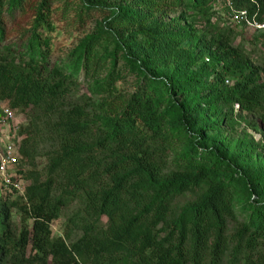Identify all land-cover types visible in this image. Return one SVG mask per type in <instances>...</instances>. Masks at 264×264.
<instances>
[{
    "label": "trees",
    "instance_id": "1",
    "mask_svg": "<svg viewBox=\"0 0 264 264\" xmlns=\"http://www.w3.org/2000/svg\"><path fill=\"white\" fill-rule=\"evenodd\" d=\"M108 1L0 0V102L27 121L15 148L32 167L10 176L25 182L22 194L0 179V264H264V164L239 155L259 146L229 151L217 140L244 112L264 124V67L223 28L158 71L188 34L131 29L181 6L209 23V0H129L127 10ZM229 1L264 20V0ZM95 16L94 36L55 55L53 33L80 32ZM118 51L141 75L130 94L116 89ZM107 57L95 86L105 97L80 101V75L97 83ZM185 193L196 199L175 209ZM73 202L67 242L50 225Z\"/></svg>",
    "mask_w": 264,
    "mask_h": 264
},
{
    "label": "rangeland",
    "instance_id": "2",
    "mask_svg": "<svg viewBox=\"0 0 264 264\" xmlns=\"http://www.w3.org/2000/svg\"><path fill=\"white\" fill-rule=\"evenodd\" d=\"M110 6L117 8L118 10H127L133 8V5L129 3V0H109ZM208 12L211 14L210 22L207 23L205 17L199 13H196L189 6H181L173 9H166V11H158L149 16L145 26H135L131 30H143L146 27L152 28L154 32L162 31L161 25H164V32H186L189 36V44H181L178 47H172L168 53V60L162 61L159 65V70H167L170 66H174L176 57L180 54L184 55L195 46L204 45V42L200 39L201 35H206L209 38L213 33L223 28H230L232 33L230 34L231 44L234 47L241 48L246 55H248L254 64L264 67V20L258 22L257 20L249 22L243 21L238 18L233 19L229 15V8L225 4V0H209L206 5ZM231 16V17H230ZM102 17H93L87 26L80 32L74 30L69 33H63L61 29H58L53 33V47L55 55H59L62 58L65 57L67 51L73 50L83 40L88 39L96 33L99 25L102 23ZM127 34V33H125ZM108 53L114 49V44L109 45ZM107 54V53H106ZM104 55V54H103ZM112 59L107 57L106 67L99 74L97 83L89 81H83V76L80 75L79 79L81 86L78 88L76 96L80 101L87 100H101L105 97L104 94L98 93L95 89L97 84H101L104 81L109 69L113 66ZM192 69H189L191 71ZM115 71L119 72V78L116 80L115 85L119 93L130 94L139 83L141 75L134 69H130L125 66L122 54L117 52ZM257 113H242L240 117H235L231 128L223 133H218L217 140L220 142H226L229 151L237 149L241 140L252 141L254 144H258V149L253 154L240 153V159L247 164L251 169L259 168L264 164V124L259 121ZM255 122L256 129L248 124V121ZM15 125L16 130H13L11 126ZM27 121L22 114L14 112L13 123H0V151L4 150L9 143H16L19 138V130L21 127L26 126ZM45 163L43 156H38L35 160L37 169H42ZM23 169L31 170L32 167L22 162H19L8 168L9 176H16L17 170ZM20 183L23 185L21 179ZM196 199L195 194L185 193L180 196L174 203L175 209H179L180 206L193 202ZM77 206L76 202L66 205L59 215V217L51 222L50 228L54 237H64L67 242L69 240L65 237L66 221L71 215L73 209ZM11 222L12 227L19 230L21 227L20 214L16 209H11ZM234 225L229 223V231L233 229ZM70 231V229H69ZM68 231V232H69ZM70 235V234H69ZM74 236L71 233V237ZM25 264V263H24ZM27 264V263H26Z\"/></svg>",
    "mask_w": 264,
    "mask_h": 264
},
{
    "label": "built area",
    "instance_id": "3",
    "mask_svg": "<svg viewBox=\"0 0 264 264\" xmlns=\"http://www.w3.org/2000/svg\"><path fill=\"white\" fill-rule=\"evenodd\" d=\"M226 5L229 7V15H231L233 19H236L238 21V18H240L243 21L249 22L250 19L247 17L245 10H233L229 0H226ZM260 26H264V24L259 25V27ZM13 120L14 111L10 109L6 104L0 102V123L10 124L13 123ZM11 128H13V130L17 129V127L13 124ZM17 159L18 157L16 154V148L14 143L7 144L5 149L0 151V179L6 185H12L19 194H22L23 185L20 182H11L10 176L8 174V168L15 165L17 163Z\"/></svg>",
    "mask_w": 264,
    "mask_h": 264
}]
</instances>
